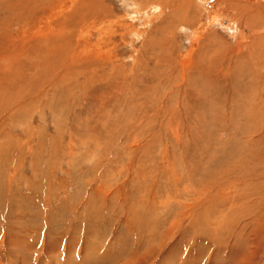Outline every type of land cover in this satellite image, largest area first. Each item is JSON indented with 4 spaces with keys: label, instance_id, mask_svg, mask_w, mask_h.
I'll use <instances>...</instances> for the list:
<instances>
[{
    "label": "rangeland",
    "instance_id": "374dc122",
    "mask_svg": "<svg viewBox=\"0 0 264 264\" xmlns=\"http://www.w3.org/2000/svg\"><path fill=\"white\" fill-rule=\"evenodd\" d=\"M0 264H264V0H0Z\"/></svg>",
    "mask_w": 264,
    "mask_h": 264
},
{
    "label": "bare ground",
    "instance_id": "6f19581e",
    "mask_svg": "<svg viewBox=\"0 0 264 264\" xmlns=\"http://www.w3.org/2000/svg\"><path fill=\"white\" fill-rule=\"evenodd\" d=\"M188 2V0H186ZM203 2V1H202ZM214 2L216 3H221V4H225V5H230V3L232 2V0H214ZM205 5V4H203ZM134 8V7H133ZM209 9V8H208ZM216 18V17H215ZM182 20V19H181ZM42 37V36H41Z\"/></svg>",
    "mask_w": 264,
    "mask_h": 264
}]
</instances>
